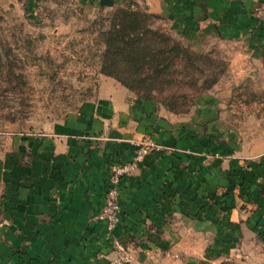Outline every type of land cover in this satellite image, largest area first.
<instances>
[{"label": "crops", "instance_id": "crops-1", "mask_svg": "<svg viewBox=\"0 0 264 264\" xmlns=\"http://www.w3.org/2000/svg\"><path fill=\"white\" fill-rule=\"evenodd\" d=\"M111 1L143 5L194 49L227 45V75L199 99L212 102L216 121L190 126L102 77L95 100L68 123L48 132L0 129V264H107L117 244L128 251L126 264H198L206 233L246 244L252 227L264 230V130L257 118L248 124L262 114L233 89L264 90V24L253 15L264 0ZM142 136L161 148L119 180V219L107 234L93 217L108 166L130 160ZM239 165L254 175L242 178Z\"/></svg>", "mask_w": 264, "mask_h": 264}, {"label": "rangeland", "instance_id": "rangeland-1", "mask_svg": "<svg viewBox=\"0 0 264 264\" xmlns=\"http://www.w3.org/2000/svg\"><path fill=\"white\" fill-rule=\"evenodd\" d=\"M122 11L138 12L146 19L142 33L147 46L135 44L136 59L107 45L108 34L120 28ZM149 31L162 33L170 41L162 43ZM172 41L188 55L184 58L181 52L171 58L163 74L149 70L156 60L141 55L151 48H169ZM123 48L126 51L127 46ZM226 50L227 45L218 41H210L203 50L192 48L172 34L163 17L132 1L100 6L97 0H4L0 2V129L52 131L95 100L100 78L116 81L113 76L131 85L126 89L154 108L182 116L190 126L207 127L216 121L211 115L212 102L199 99L211 95L216 83L212 82L227 75ZM261 86L240 84L233 89L236 97H245L251 110L262 114L250 116L248 124L257 118L264 130ZM239 167L242 178L250 179L255 173L249 166ZM98 213L93 219L99 220ZM252 233L246 244L221 243L216 239L220 233H206L205 258L198 264H264V230L252 227Z\"/></svg>", "mask_w": 264, "mask_h": 264}, {"label": "built area", "instance_id": "built-area-1", "mask_svg": "<svg viewBox=\"0 0 264 264\" xmlns=\"http://www.w3.org/2000/svg\"><path fill=\"white\" fill-rule=\"evenodd\" d=\"M253 15L260 23L264 24V2L258 4L254 9ZM135 150L133 156L128 161L112 162L108 166L107 187L104 191L101 210L96 216L97 219L104 222L106 231L111 232L118 222L119 206H118V184L121 177L127 176L132 172L143 160L144 156L150 151L161 148L154 140L148 136H142L134 142ZM130 257L127 251L116 246L114 257L108 264H126Z\"/></svg>", "mask_w": 264, "mask_h": 264}, {"label": "trees", "instance_id": "trees-1", "mask_svg": "<svg viewBox=\"0 0 264 264\" xmlns=\"http://www.w3.org/2000/svg\"><path fill=\"white\" fill-rule=\"evenodd\" d=\"M119 21L120 23L118 25L120 28L113 31L111 34H108L107 45L118 53H122L126 56L131 57L132 59H136V52L134 53L132 51L133 49L137 48L135 44L141 43L147 46V44H145V42L147 43V38L145 37V35L143 36L142 33L145 28L144 22L146 21V19L144 18V15L138 14V12L122 11ZM124 30H127V32H125ZM149 33H151L155 38H158V40L162 43L167 44V42L170 41L168 36L162 33L152 31H149ZM123 44L127 46L126 51L123 50ZM181 52L184 53V58L188 55L183 47L172 41V45H170L169 48H151L149 49V51H147L145 54H142L141 56L144 57L148 55L150 60H156L152 64V66L149 67V70H152L157 74H163L165 72V69L168 67V63L171 61L170 59L176 57ZM134 65L136 67V63H134ZM112 78H114L125 88H131V85H127L121 82L116 77L113 76ZM215 82L216 81H213L212 83L214 84Z\"/></svg>", "mask_w": 264, "mask_h": 264}, {"label": "water", "instance_id": "water-1", "mask_svg": "<svg viewBox=\"0 0 264 264\" xmlns=\"http://www.w3.org/2000/svg\"><path fill=\"white\" fill-rule=\"evenodd\" d=\"M98 4L100 6H110L112 5V1L111 0H98Z\"/></svg>", "mask_w": 264, "mask_h": 264}]
</instances>
